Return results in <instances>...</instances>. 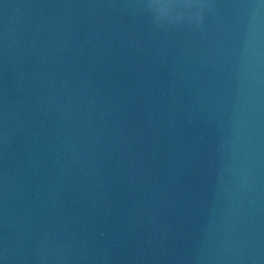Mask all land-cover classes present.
<instances>
[{
	"label": "water",
	"instance_id": "1",
	"mask_svg": "<svg viewBox=\"0 0 264 264\" xmlns=\"http://www.w3.org/2000/svg\"><path fill=\"white\" fill-rule=\"evenodd\" d=\"M0 264H264V0H0Z\"/></svg>",
	"mask_w": 264,
	"mask_h": 264
}]
</instances>
